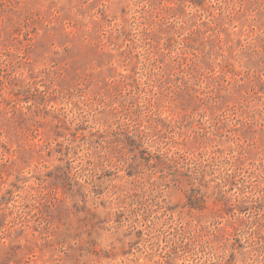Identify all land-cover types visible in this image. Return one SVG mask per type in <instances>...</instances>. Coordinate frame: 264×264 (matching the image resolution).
Wrapping results in <instances>:
<instances>
[{
  "label": "rangeland",
  "instance_id": "1",
  "mask_svg": "<svg viewBox=\"0 0 264 264\" xmlns=\"http://www.w3.org/2000/svg\"><path fill=\"white\" fill-rule=\"evenodd\" d=\"M0 264H264V0H0Z\"/></svg>",
  "mask_w": 264,
  "mask_h": 264
}]
</instances>
